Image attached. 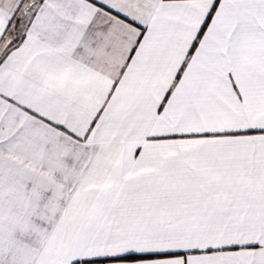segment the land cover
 <instances>
[{"label":"snow or ice","instance_id":"1","mask_svg":"<svg viewBox=\"0 0 264 264\" xmlns=\"http://www.w3.org/2000/svg\"><path fill=\"white\" fill-rule=\"evenodd\" d=\"M0 264H264V0H0Z\"/></svg>","mask_w":264,"mask_h":264}]
</instances>
